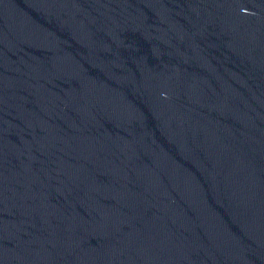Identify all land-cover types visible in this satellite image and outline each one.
Returning <instances> with one entry per match:
<instances>
[{"label": "water", "instance_id": "obj_1", "mask_svg": "<svg viewBox=\"0 0 264 264\" xmlns=\"http://www.w3.org/2000/svg\"><path fill=\"white\" fill-rule=\"evenodd\" d=\"M0 264H264V0H0Z\"/></svg>", "mask_w": 264, "mask_h": 264}]
</instances>
